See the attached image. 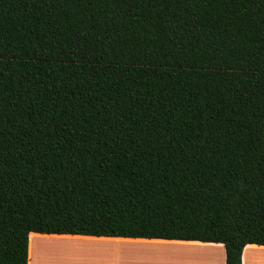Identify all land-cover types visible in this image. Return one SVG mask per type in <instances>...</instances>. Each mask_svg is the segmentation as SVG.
<instances>
[{
  "label": "trees",
  "instance_id": "1",
  "mask_svg": "<svg viewBox=\"0 0 264 264\" xmlns=\"http://www.w3.org/2000/svg\"><path fill=\"white\" fill-rule=\"evenodd\" d=\"M31 233L264 246V0H0V264Z\"/></svg>",
  "mask_w": 264,
  "mask_h": 264
},
{
  "label": "crops",
  "instance_id": "2",
  "mask_svg": "<svg viewBox=\"0 0 264 264\" xmlns=\"http://www.w3.org/2000/svg\"><path fill=\"white\" fill-rule=\"evenodd\" d=\"M31 234L28 241V264H130L133 260L124 254L127 248L144 246L163 247L170 252L169 256H165L164 264H225V250L222 244ZM42 239L56 240L58 249L73 251L72 258L66 260L42 254L38 242ZM241 264H264V246L246 245L242 251Z\"/></svg>",
  "mask_w": 264,
  "mask_h": 264
},
{
  "label": "rangeland",
  "instance_id": "3",
  "mask_svg": "<svg viewBox=\"0 0 264 264\" xmlns=\"http://www.w3.org/2000/svg\"><path fill=\"white\" fill-rule=\"evenodd\" d=\"M39 244V249L42 254L52 258H64L70 260L73 255V251L60 250L56 247V240L53 239H42ZM149 251H156L154 254H149ZM158 252V253H157ZM165 252V253H161ZM169 253L165 248L158 246H144V247H131L127 248L125 255L133 260L130 264H164L165 256ZM159 255V256H158ZM128 264V262H126Z\"/></svg>",
  "mask_w": 264,
  "mask_h": 264
},
{
  "label": "bare ground",
  "instance_id": "4",
  "mask_svg": "<svg viewBox=\"0 0 264 264\" xmlns=\"http://www.w3.org/2000/svg\"><path fill=\"white\" fill-rule=\"evenodd\" d=\"M31 235H33V234H31ZM154 252H156V251H154ZM154 252L153 251H149V254H154ZM158 253V252H157ZM161 253H165V252H161ZM174 254V253H173ZM159 256V255H158ZM166 256H168V255H166Z\"/></svg>",
  "mask_w": 264,
  "mask_h": 264
}]
</instances>
